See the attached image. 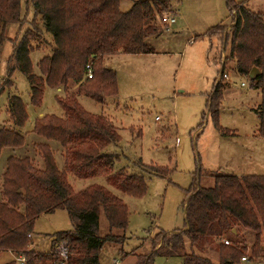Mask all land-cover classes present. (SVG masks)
Returning <instances> with one entry per match:
<instances>
[{
    "label": "trees",
    "instance_id": "16d2710c",
    "mask_svg": "<svg viewBox=\"0 0 264 264\" xmlns=\"http://www.w3.org/2000/svg\"><path fill=\"white\" fill-rule=\"evenodd\" d=\"M28 2L49 36L50 53L38 62L39 76L34 75L28 57L32 27L14 46L8 71L15 68L26 77L33 104H39L44 86L62 89L64 95L57 96L56 100L63 116L41 117L34 124L32 132L41 138L33 143L41 162L39 168L28 156L10 155L5 159L0 180V252L22 255L24 264H61L55 248L63 243L65 264H100V248L104 244H121L126 238V208L111 191L98 183L74 191L67 179L68 173L77 179L103 176L110 186L132 196L143 194L144 185L139 176L123 168L114 170L115 156L106 148L118 140L115 128L104 120V116L91 115L81 109L77 96L102 102L106 96L116 93L114 75L101 67V59L117 52H150L144 38L154 34L153 28L147 26L155 16L152 5H159L160 1L136 0L125 12L119 10V0ZM229 11L233 24L222 41L228 44V56L239 75L247 76L252 67L259 70L251 81L259 89L260 102L255 113L259 119L258 133L264 137L262 13L240 3L229 7ZM18 18L19 0H0V41L5 26L17 22ZM223 27L219 24L209 33L218 34L216 30ZM34 30L46 44L36 25ZM32 36L36 37V34ZM86 64L91 67L90 78H83ZM219 88L220 83L216 81L210 101L214 118ZM7 111L14 126L24 123V107L15 95L8 97ZM48 141L57 143L64 151L61 169L56 167ZM23 143V136L15 129L0 127V151L20 147ZM149 170L153 175L166 172L157 167H149ZM56 209L67 213L72 229L51 234L50 249L46 252L30 249L29 236L35 218ZM100 213L107 224L102 235L98 232ZM183 219V229L156 233L151 238L149 253L133 252L132 264H151L152 256L157 254L180 255L181 264H214L199 252L206 244L216 242L219 247L217 264H235L241 252L231 243L237 242L238 236L240 243L246 244L247 241L251 244V256H261L264 175L213 174L210 186L195 183L184 203ZM245 235L250 237L249 241L243 239ZM224 239L227 244L222 241L219 244V240ZM186 244L189 252L184 251ZM3 264L16 263L12 258Z\"/></svg>",
    "mask_w": 264,
    "mask_h": 264
},
{
    "label": "rangeland",
    "instance_id": "374dc122",
    "mask_svg": "<svg viewBox=\"0 0 264 264\" xmlns=\"http://www.w3.org/2000/svg\"><path fill=\"white\" fill-rule=\"evenodd\" d=\"M135 1L119 0V10L128 11ZM159 1V5L151 7L155 16L147 26L153 28L154 34L144 38L150 52H117L101 59V67L114 75L116 93L106 96L102 102L77 96L81 109L104 116L115 128L118 140L106 148L115 156L114 170L123 168L139 176L144 185L143 194L132 196L110 186L103 176L77 179L68 173L74 191L98 183L126 208V238L121 244H104L98 252L100 264L115 260L119 264H132L133 252H150L151 238L156 233L183 229V206L195 183L210 186L213 174L264 175V137L258 133L259 119L255 113L260 102L259 89L247 76L236 72L228 56V44L222 41L233 24L229 7L240 3L262 13L264 21V0ZM168 13L174 14V22L162 23L160 17ZM219 24L224 25L223 29L216 30L218 34H210L209 30ZM35 25L46 44L34 30ZM28 30L32 31L28 52L31 72L39 76L38 62L50 53L49 36L28 0H19L18 21L5 26L0 41V127L15 129L23 136L24 143L0 151V180L7 156H28L35 167L41 166L33 146L34 142L41 141L32 132L34 124L41 117L63 116L56 100L57 96L64 95L62 89L44 86L39 104H33L26 77L15 68L8 71L13 48ZM221 71L226 74V80L220 77ZM214 80L220 83L215 118L210 107ZM11 95L19 98L26 114L19 127L13 125L7 111ZM48 144L56 167L61 169L63 149L53 141ZM149 167L166 172L153 175ZM71 229L72 222L64 210L42 213L33 222L29 240L33 243L28 244L29 248L46 252L50 249L51 234ZM106 230L107 224L100 213L98 232L102 235ZM239 237L231 244L247 260L241 262L238 257L235 264H264V237L263 253L258 257L251 256V244L240 243ZM249 238L245 235L243 239L249 241ZM217 243L206 244L199 252L214 264L219 254ZM184 251L189 252L187 244ZM181 262L180 255L157 254L152 256L151 264Z\"/></svg>",
    "mask_w": 264,
    "mask_h": 264
},
{
    "label": "built area",
    "instance_id": "2783aa9c",
    "mask_svg": "<svg viewBox=\"0 0 264 264\" xmlns=\"http://www.w3.org/2000/svg\"><path fill=\"white\" fill-rule=\"evenodd\" d=\"M174 14L172 13H168L167 15H164V16H161L160 17V21L162 23H166V24H170V23H173L174 22ZM84 75L86 78H90L91 75H92V71H91V67L89 64H86L85 66V72H84ZM220 77H223L225 80L227 79V76L226 74H224L223 72L220 74ZM244 84L241 82L240 83V86H243ZM222 242L224 244H227V241L224 239L222 240ZM55 251L58 255V257L61 259V264H65V259H66V254H65V248H64V244L63 243H59L56 248H55ZM12 254V253H11ZM12 258L14 259L15 263L16 264H24L25 262V259L22 255H18V256H15L12 254ZM247 259L245 256H241L239 261L241 262H245ZM111 264H119L118 261H113Z\"/></svg>",
    "mask_w": 264,
    "mask_h": 264
},
{
    "label": "crops",
    "instance_id": "0c3cea01",
    "mask_svg": "<svg viewBox=\"0 0 264 264\" xmlns=\"http://www.w3.org/2000/svg\"><path fill=\"white\" fill-rule=\"evenodd\" d=\"M52 232H55V231H52ZM30 240H31V236H30ZM50 240H51V237L49 236V241ZM31 242L33 243V241H31ZM10 256L12 258V254L10 252H8V253L7 252H0V264H3L5 262L9 261L11 259Z\"/></svg>",
    "mask_w": 264,
    "mask_h": 264
},
{
    "label": "water",
    "instance_id": "95a60500",
    "mask_svg": "<svg viewBox=\"0 0 264 264\" xmlns=\"http://www.w3.org/2000/svg\"><path fill=\"white\" fill-rule=\"evenodd\" d=\"M138 1L139 2H148L150 0H138ZM258 73H259V70L257 68H255V67H252V68H250V70H249V72L247 74V77L249 79H253ZM51 239H52V237H51Z\"/></svg>",
    "mask_w": 264,
    "mask_h": 264
}]
</instances>
